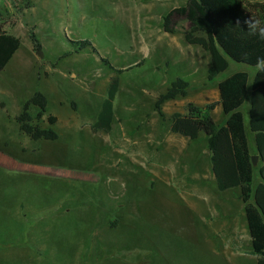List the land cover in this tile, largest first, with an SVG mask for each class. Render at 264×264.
<instances>
[{
  "label": "rangeland",
  "instance_id": "1",
  "mask_svg": "<svg viewBox=\"0 0 264 264\" xmlns=\"http://www.w3.org/2000/svg\"><path fill=\"white\" fill-rule=\"evenodd\" d=\"M186 1L0 0L3 30L20 39L0 71V150L30 167L0 165V264H257L251 249L224 251L216 228L225 215L208 198L214 184L186 200L174 182L155 177L163 160L155 151L122 150L123 126L132 130L133 123L122 122L121 105L142 101L139 117L154 109L148 91L161 89L156 73L190 83L173 40L189 23L177 19L175 34L162 26L163 16ZM75 40L90 41L95 51L74 52ZM226 57L229 66L217 78L245 71L251 81L259 69ZM109 65L124 70L114 102L118 119L104 133L91 122L117 74ZM36 90L48 100L39 123L46 127L48 114L55 115L57 140L34 141L19 130L15 118ZM243 113L247 122L246 105ZM260 166L257 159L253 185Z\"/></svg>",
  "mask_w": 264,
  "mask_h": 264
},
{
  "label": "trees",
  "instance_id": "2",
  "mask_svg": "<svg viewBox=\"0 0 264 264\" xmlns=\"http://www.w3.org/2000/svg\"><path fill=\"white\" fill-rule=\"evenodd\" d=\"M179 18H185L189 23L183 31L186 42L200 45L209 53L207 79L210 82L228 68L226 55L235 61L259 66L251 81L245 71H236L220 79L219 100L203 107L188 103L185 114H172L170 129L190 139H196L200 132L207 136L211 170L217 188L221 191L240 188L251 237V251L257 255V264H264V40L249 35L245 23L252 19L259 26H264V0H187L185 5L175 7L163 16L164 31H177ZM30 37L34 48L40 49L33 32ZM72 43L77 45L74 52L86 46L95 51L88 40H75ZM19 45V37L3 30L0 24V71L9 63ZM64 55H68V52ZM102 59L108 63L106 58ZM109 67L117 74L109 81L101 108L91 124L93 131L109 132L111 129L114 100L120 83L119 73L124 69ZM189 87L190 83L182 77L171 80L166 90L156 98V112L164 117L163 104L186 96ZM47 104L45 94L36 90L24 101L21 112L15 118L19 130L31 140L54 141L59 137L54 128L57 122L55 115L48 114L46 127L39 123L47 113ZM217 104L221 105L226 117L223 123H217L212 115ZM243 105H246L247 122ZM249 134L253 141L251 147ZM255 154L261 166L258 169L260 180L253 185L255 165L251 156Z\"/></svg>",
  "mask_w": 264,
  "mask_h": 264
},
{
  "label": "crops",
  "instance_id": "3",
  "mask_svg": "<svg viewBox=\"0 0 264 264\" xmlns=\"http://www.w3.org/2000/svg\"><path fill=\"white\" fill-rule=\"evenodd\" d=\"M165 33L169 32L165 31ZM173 40L181 53L180 60H183V63L184 61L186 62L184 71L188 72L191 78L188 93L184 97L166 101L162 106L164 117H161L156 112L155 108L150 111L146 110L142 112L139 117L135 110L136 107L143 105L140 100H131L129 102L132 103V105H127L126 107L121 105L120 115L122 122L133 123L132 130L128 128L126 131L124 130L125 126H123L121 132L122 150L155 151L156 158H163L158 164L156 163V165H160V167L155 168V177L163 182H174L176 186L180 187L188 195L186 200L192 197L194 201H196L194 194H196L197 188L207 187L208 183L214 184L216 186L214 187L215 190H213V194L209 193L208 198L214 206L219 207L220 211L225 215V219H223L221 224L216 228L218 233L222 232L218 235L222 238L221 244L228 247L224 251L242 252L244 248L251 249V237L244 209L245 204L240 198V188L235 187L224 191L217 188L211 170L210 151L208 147H205V144L207 146V136L203 132H200L196 139H190L181 134L174 133L170 129L172 114L175 112L185 114L187 112L186 106L188 103L193 102L198 106H204L207 103L218 101L220 98L218 81L222 79L215 78L212 81L213 85H210V81L207 79L210 56L200 45L187 43L184 36L183 38L180 36L177 40ZM156 75L157 86H160L161 89H156L154 88L155 85H152V89H154L153 91H148V94L151 95L153 101H156L157 96L164 92L171 80H173L165 76L164 73H156ZM211 90L214 92L215 96L212 101L210 99ZM121 91L122 87H120L119 84L116 96H119ZM142 91L144 93L147 89L142 88ZM105 96L106 93L105 95L102 94L101 103ZM117 111V105H114L113 121L110 131L112 130L114 121L118 119ZM218 113L222 115L220 120H217L215 117ZM212 115L217 123H223L225 121L226 117L223 114L220 104L215 106ZM93 122L94 121H92L91 124ZM67 123L66 121V125ZM69 127H73V130L70 128L71 130L69 129V131L75 132L77 123L70 122ZM249 138L251 140V136ZM19 161L20 159H17V157H13L5 151L3 152L0 150L1 166L7 168L28 167V165L25 166V163H19ZM231 191H234L235 197L234 193H231ZM229 193L231 194L229 195ZM231 205L238 208L240 216L230 214ZM212 213H214V210H212Z\"/></svg>",
  "mask_w": 264,
  "mask_h": 264
},
{
  "label": "clouds",
  "instance_id": "4",
  "mask_svg": "<svg viewBox=\"0 0 264 264\" xmlns=\"http://www.w3.org/2000/svg\"><path fill=\"white\" fill-rule=\"evenodd\" d=\"M245 23L248 25V34L257 36L259 39L264 40V26H259L258 23L252 19L246 20ZM239 25V22H237Z\"/></svg>",
  "mask_w": 264,
  "mask_h": 264
},
{
  "label": "water",
  "instance_id": "5",
  "mask_svg": "<svg viewBox=\"0 0 264 264\" xmlns=\"http://www.w3.org/2000/svg\"><path fill=\"white\" fill-rule=\"evenodd\" d=\"M40 51V49H38V52ZM228 56V55H227ZM251 159H252V163H253V165H256V163H257V159H258V155H252L251 156Z\"/></svg>",
  "mask_w": 264,
  "mask_h": 264
}]
</instances>
